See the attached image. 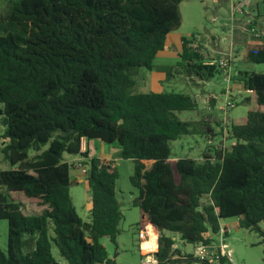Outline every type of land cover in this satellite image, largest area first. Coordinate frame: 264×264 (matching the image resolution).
Listing matches in <instances>:
<instances>
[{
    "label": "trees",
    "instance_id": "obj_1",
    "mask_svg": "<svg viewBox=\"0 0 264 264\" xmlns=\"http://www.w3.org/2000/svg\"><path fill=\"white\" fill-rule=\"evenodd\" d=\"M183 1L10 0L0 11V138L10 165L0 170V220L8 222L0 264H61L53 247L66 264H115L100 241L116 243L120 233L119 173L114 161L81 153L82 139L117 144L120 157L134 161L142 257L204 264L176 248V238L213 245L209 234L229 218L264 235V74H240L256 108L228 126L232 144L206 150L201 163L170 157V142L210 129L176 116L195 110V99L133 92L142 68L172 75L174 67L154 60L181 26ZM196 39L182 38L179 65L208 81L220 70L205 64L201 43L190 47ZM242 62L264 64V42L246 44ZM66 156L84 159L89 223L72 201ZM21 201L43 210L28 215Z\"/></svg>",
    "mask_w": 264,
    "mask_h": 264
},
{
    "label": "rangeland",
    "instance_id": "obj_2",
    "mask_svg": "<svg viewBox=\"0 0 264 264\" xmlns=\"http://www.w3.org/2000/svg\"><path fill=\"white\" fill-rule=\"evenodd\" d=\"M9 1L0 0V11H3ZM239 1L247 0H184L180 6L181 26L177 31L187 38L192 35L196 36L200 40L201 46H204L202 48L203 54L211 55L216 60L226 58L219 51L228 48L231 43V29L243 20L241 11L233 7ZM253 1L248 0V3ZM260 6H262V9L264 8L263 3H260ZM224 26L227 28V32H224ZM180 61V57H171V55L168 58L154 60V65L174 67L170 77L166 73H156L157 76L162 78L161 80H166L162 82L158 93L175 92L193 97L197 104L196 109L176 112V116L181 121L207 122L210 129L204 135H187L170 142V157L171 159L192 158L201 163L203 160L202 154L206 150L213 152L215 148L229 147L232 144V140L229 139L228 126L233 120L245 117L249 110L256 108L255 98L252 92L243 89L241 81L236 82L241 86V92H234L232 98H226L224 93L227 92L230 86L228 87V84L224 82L220 73H216L212 78L200 85H195L187 75L186 70L179 65ZM243 64L240 55H238L233 59L232 69H245L248 72L264 74V64ZM150 77L151 71L142 68L136 77L137 84L133 92H150ZM210 97H214L217 100L214 110L213 104L209 100ZM228 101L231 103L229 106L227 105ZM2 131L3 126L0 121V134H2ZM2 148L3 139L0 138V170L10 169L9 163L2 154ZM104 152L111 153L114 159V166L119 173L116 183V197L120 203L123 219L119 225L120 233L116 243H112L108 238H103L100 242L105 246L109 259L115 264H142L143 257L140 251V239L142 237L137 227L140 210L134 205L137 190L130 182V178L134 173L135 163L132 160L120 158L117 160L120 152L117 144H104L96 139L89 141V157L100 158ZM66 158L70 161L73 159L70 156H66ZM85 179V175L81 174L79 170L72 168L71 198L80 218L84 222L89 223L91 221V191ZM21 204L22 211L28 215L40 214L43 210V207L31 201H21ZM260 226L264 230V222ZM221 229H223L225 235H221L220 232L218 234L211 233L209 236L212 238L216 250L220 249L224 241L226 251L231 252L232 261L228 262L225 260L224 264H264V235L255 230L241 228L236 218L224 220L221 223ZM50 235H53L52 228H50ZM7 237L8 222L0 220V250L4 253L7 251ZM176 245L184 253L194 254L195 252L193 245L182 242L178 237L176 238ZM144 248L153 250L146 244H144ZM52 253L61 264H66L59 258L55 247H53ZM194 264L202 263L195 262Z\"/></svg>",
    "mask_w": 264,
    "mask_h": 264
},
{
    "label": "crops",
    "instance_id": "obj_3",
    "mask_svg": "<svg viewBox=\"0 0 264 264\" xmlns=\"http://www.w3.org/2000/svg\"><path fill=\"white\" fill-rule=\"evenodd\" d=\"M263 2H264V0H254L253 2L248 3V5H247L248 8L244 7L241 10V13L243 14V20L240 23H238V25L236 27H233L231 29V43H230V45L228 46V48L226 50L219 51L220 54L224 55L229 60L232 75H233L231 83L228 84V87L230 86V88H228L227 92L224 93L226 98H230V97L232 98L234 92H238V93L241 92L242 88L236 82L241 81L242 75H240V74L242 72H246L245 69L233 70L232 69L233 59L236 56L240 55L241 62H242V50L246 44L264 42V8L262 9V6H260V3H263ZM263 5H264V3H263ZM233 7H235V4L233 5ZM250 26L255 27L261 33V37H256L252 33H250L249 31H247V27H250ZM223 29H224V32H227V30H226L227 28L225 26L223 27ZM183 37H185V36L179 31H175V32H172L171 34H169L167 39H166L164 49L157 54L155 59L168 58L170 55H171V57H176V56L180 57V54H181L182 49H183V43H182ZM201 47L204 48V46H201ZM204 55L206 58L205 63H207L208 61H211V60H216L211 55H208V56L206 54H204ZM154 66H165V65H154ZM243 67H245V66H243ZM150 71H151V77H150V85H149L150 89L149 90H150V92L154 91V92L158 93L159 88H161V86H162V82H164L166 80H161L162 78L157 76V74H156V73H162V72H157L155 70H150ZM194 78H196V79H194ZM191 79H192L191 80L192 83H194L195 85H200L201 83L206 82V81L200 80L198 77H195V76L192 77ZM143 81L145 82V80H143ZM136 84H137V82H136ZM242 85H243V83H242ZM243 89L246 90L244 85H243ZM221 101H222V99H221ZM228 103H230V102L228 101ZM216 105H217V103H215V107H216ZM215 107H213V110L215 109ZM213 110L211 109V111H213ZM85 144H86L85 148L89 154V142L85 141ZM75 158H73V159H75ZM100 158H107V159L114 161L111 153L108 154V153L104 152V154L101 155ZM119 158L122 159L120 157V152H119V155L117 156V160ZM89 159H91V157H89ZM222 230L223 229H221V231ZM209 238H211V237L209 236ZM146 246H148V245H146ZM175 247L180 249L177 245H175Z\"/></svg>",
    "mask_w": 264,
    "mask_h": 264
},
{
    "label": "built area",
    "instance_id": "obj_4",
    "mask_svg": "<svg viewBox=\"0 0 264 264\" xmlns=\"http://www.w3.org/2000/svg\"><path fill=\"white\" fill-rule=\"evenodd\" d=\"M246 5H248V1H239L235 5V9L241 11ZM247 31H249L256 37H261V33L253 26L247 27ZM199 45H200V40L196 39L190 45V47L193 50H195L199 47ZM205 64L217 65L224 82H226L227 84L231 83L233 75L229 60L227 58H221L219 60H211ZM227 105L229 106L231 105V103H228ZM85 146H86L85 139H82L81 148H80L81 153L85 152L86 150ZM83 161H84L83 157L78 156L75 159L71 160V164L74 169L79 170L81 174L85 175L87 173V168L83 166ZM221 235H225L223 230L221 231ZM193 255L199 260L203 261L204 264H224L225 260H227L228 262L232 261L231 252L226 251V245L224 241L219 250H216L215 246L213 245H203V244L197 245L195 247V252ZM142 264H157V260L154 256H145L142 259Z\"/></svg>",
    "mask_w": 264,
    "mask_h": 264
},
{
    "label": "water",
    "instance_id": "obj_5",
    "mask_svg": "<svg viewBox=\"0 0 264 264\" xmlns=\"http://www.w3.org/2000/svg\"><path fill=\"white\" fill-rule=\"evenodd\" d=\"M2 114V112H0V115ZM223 222V221H222Z\"/></svg>",
    "mask_w": 264,
    "mask_h": 264
}]
</instances>
